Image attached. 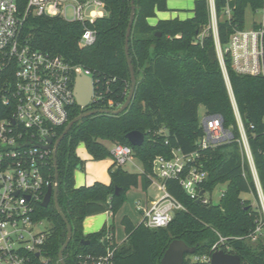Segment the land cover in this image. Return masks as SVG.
<instances>
[{"label":"trees","instance_id":"1","mask_svg":"<svg viewBox=\"0 0 264 264\" xmlns=\"http://www.w3.org/2000/svg\"><path fill=\"white\" fill-rule=\"evenodd\" d=\"M214 0L217 33L222 46L235 30L245 28L246 11H258L264 0ZM168 0H135L136 15L132 26L129 52L137 76V86L129 107L122 113H96L76 122L61 141L57 152L59 173V205L72 225L73 237L64 252L66 264H85L106 254L108 244L115 250L113 264H162L166 249L174 239H182L196 247L186 254L183 264H211L195 261L192 256L210 252L220 237H225L226 251L241 256L243 264H264V214L253 170L245 153L230 89L224 77L215 45L209 0H195L193 15L159 19L151 24L148 18L157 11L168 10ZM26 0H19L24 11ZM131 0H107L106 14L90 27L97 38L91 45H81L84 25L61 17L28 14L21 37L32 47L62 55L72 64L90 69L96 92L103 98L92 106L73 105L67 123L57 128V139L73 118L88 109H119L131 88L130 68L125 54L126 33L131 16ZM232 94L248 139L254 166L264 193V76L237 73L226 58ZM207 115L219 114L232 138L216 146L199 149L197 141L204 134L200 122V106ZM110 110V109H109ZM140 130L145 134L141 146H133L127 134ZM83 141L95 160L112 157L111 144L133 147V157L143 165L137 173L116 166L109 168L110 183L95 181L76 186L75 170L84 165L76 147ZM198 152L194 162L207 176L200 182L205 192L224 184L220 201L210 204L196 200L184 190L179 180L167 179L168 191L185 206L177 211L167 227L151 229L144 222L134 223L124 216L122 224L126 240L115 242L112 222L96 232L84 233L87 216L110 211L116 215L130 188L142 183L148 189L154 180L156 156H172V150ZM47 175L55 180L54 158L50 157ZM120 193L116 194V189ZM244 194H252L254 206ZM38 219L52 223L45 253L49 264H61L59 251L67 238V225L54 202L36 211ZM260 228L259 231L257 229ZM255 236V239H254ZM86 241H89L86 243Z\"/></svg>","mask_w":264,"mask_h":264},{"label":"built area","instance_id":"2","mask_svg":"<svg viewBox=\"0 0 264 264\" xmlns=\"http://www.w3.org/2000/svg\"><path fill=\"white\" fill-rule=\"evenodd\" d=\"M211 5L212 27L219 62L230 89L234 110L241 132L242 144L251 164L261 205L264 211V193L258 178L248 139L235 103L229 80L226 58L240 74L264 76V4L260 8L261 19L251 28L235 30L229 42L222 46L217 33L214 0ZM107 0H26L24 11L19 0H0V264H49L45 253L50 228L36 217L37 207L42 205L48 187L55 185L47 175L57 128L68 122L71 109L77 103L75 82L79 73L92 77L94 94L91 105L103 98L96 92L92 71L81 64H72L62 55L52 54L32 47L21 37L28 14L61 17L84 25L81 45L96 41L97 31L89 24L106 14ZM227 14L231 9L227 7ZM113 108L112 102L109 104ZM89 106V107H90ZM204 134L197 141L199 149L216 146L232 138V132L223 125L219 114L205 115ZM111 153L116 166H124L133 158L130 144L114 143ZM198 152L184 153L172 150L171 157L158 155L153 162L154 180H159L161 194L144 205L138 203L146 227H167L177 211L185 206L166 186L167 179L179 180L184 190L205 204L218 201L207 197L200 188L207 176L195 166ZM212 193V192H209ZM260 228L257 229L259 231ZM255 239V236H254ZM226 238L213 244L207 254L192 256L195 261L211 263L212 253L224 249ZM116 246L108 244L106 254L85 264H113Z\"/></svg>","mask_w":264,"mask_h":264},{"label":"water","instance_id":"3","mask_svg":"<svg viewBox=\"0 0 264 264\" xmlns=\"http://www.w3.org/2000/svg\"><path fill=\"white\" fill-rule=\"evenodd\" d=\"M131 16L129 25L127 28L126 33V43H125V54L127 57V61L130 68V75H131V88L128 94V97L125 101V103L116 110H109V109H88L84 112L80 113L78 116L73 118L69 123L66 125L65 129L61 133V135L53 141L52 138H48L49 144L43 145L44 148H51L53 147V158H54V165H55V185H50L48 187V190L46 192V195L44 197V200L42 202V206L47 207L49 204L53 201L54 205L58 211V213L62 216L64 219L66 225H67V238L65 243L62 245L60 251H59V261L61 264H66V261L64 259V252L66 248L68 247L69 243L72 240L73 237V229L72 225L70 224L69 220L67 219L66 215L62 211L59 201H58V191H59V173H58V163H57V152L59 145L63 138L66 136L68 131L71 129V127L81 120L82 118L96 114V113H114L119 114L124 112L130 105L135 89L137 86V76L135 73V68L130 56L129 52V43H130V37L132 32V26L134 23L135 15H136V4L135 0H131ZM94 94V84L93 79L90 76H87L83 73H79L76 77L75 82V96L77 100V104L82 108H88L91 105L92 98ZM127 138L129 139L130 143L133 146H141L143 145L145 141V134L140 130H133L127 134ZM120 193V188L116 189V194ZM89 241H86L88 243ZM196 252V247L188 245L184 240L182 239H174L166 249L164 256L161 260L162 264H183L185 261L186 254H193ZM211 264H243L241 256L235 253H231L226 251L225 249H219L212 253L211 257Z\"/></svg>","mask_w":264,"mask_h":264},{"label":"crops","instance_id":"4","mask_svg":"<svg viewBox=\"0 0 264 264\" xmlns=\"http://www.w3.org/2000/svg\"><path fill=\"white\" fill-rule=\"evenodd\" d=\"M169 1L170 0H168V2H167L168 10L157 11L155 17H150L149 21L151 24H156L159 19H167V18H174V17L186 19V18L191 17L193 15V11L182 12L184 9L174 7L175 3L173 1L170 2V4H171L170 5ZM194 5H195V0H194ZM234 5H235V1L231 0L228 3V8L232 9L234 7ZM182 14H184V15H182ZM111 146H112V144H111ZM133 158H132V160H133ZM131 161H129V162H131ZM127 170L132 171L130 169H127ZM139 170H140L139 173H142L143 167L140 168ZM95 181H101V182L108 184L111 181L110 174L107 173V174H104L102 177H97L94 175H88L86 173L83 174L81 169L79 170L78 168L75 170V182H76L77 187L83 186V185H91ZM155 181L157 182V185H158L159 180H157V179L153 180V183ZM153 183L148 189H144L141 182L138 186L130 188L127 192V198H126L125 203L123 204V206L121 207V209L118 211V213L116 215L113 216L110 211H106V212L87 216L84 220V223H83L84 233L87 234V233H91V232H96V231H99L100 229H102L105 225L109 226L112 223L111 218H113L114 219L113 223L115 225V234H114L115 242L118 244L123 243L126 239L123 241H118L116 238L115 218H116V216H119L120 222L122 224L123 217L129 216L134 223H140L143 220V215H142V212L140 210H138V208H137L138 203H142L144 205L149 206L151 204V202L153 200H155L161 194L160 190H159V192L157 191L156 194H154L150 191L151 188L153 187ZM129 200L131 201V204H130ZM133 204H134L135 209L137 211L141 212L140 218L137 215V212L132 208ZM126 238H127V234H126Z\"/></svg>","mask_w":264,"mask_h":264},{"label":"rangeland","instance_id":"5","mask_svg":"<svg viewBox=\"0 0 264 264\" xmlns=\"http://www.w3.org/2000/svg\"><path fill=\"white\" fill-rule=\"evenodd\" d=\"M171 1H173L175 3L174 7L184 9L182 12H191L192 9L194 8V0H170L169 4ZM182 15H184V14H182ZM149 19L150 18H148V21H149ZM260 19H261L260 9H258V11H253L251 7L247 8L246 18H245V27L246 28H251L253 26L254 22L259 21ZM199 112H200L199 113L200 122H201V124H203V119L206 115L205 107L203 105L200 106ZM105 143L107 144V146H109L111 148L110 142L106 141ZM76 153L84 161L83 167L78 168L79 170L81 169L83 174L86 173L88 175H94L97 177H102L104 174L109 173V168L114 164V160L112 157H108V158H105L102 160L93 159L91 157L90 153L88 152V149H87V147L83 141H80L79 144L77 145ZM123 167L125 169L132 170V172L139 173V171H140L139 169L142 168L143 165L139 159L134 157L131 162L126 163ZM224 189H225V185L220 184L214 189V191L212 193H209V192L206 193V196L212 197L214 201H218V199L220 197V192H221V190H224ZM150 191L154 194H156L157 191L159 192V188H158L156 181L153 183V187L151 188ZM244 197L250 199L254 206L258 205V202L256 201V199L253 197L252 194H244ZM129 202L131 204L130 200H129ZM132 208L137 212V215L140 218L141 212H139L135 209L134 204L132 205ZM261 211L264 214L262 205H261ZM111 221L114 222V219L111 218ZM115 224H116V238H117V240L118 241L125 240L126 239V232H125L124 226L120 222L119 216H116ZM44 225L46 227H49V228L52 227V223L49 220H44Z\"/></svg>","mask_w":264,"mask_h":264}]
</instances>
